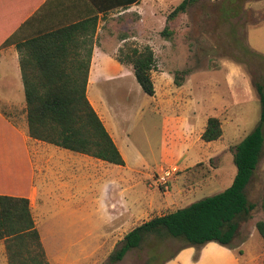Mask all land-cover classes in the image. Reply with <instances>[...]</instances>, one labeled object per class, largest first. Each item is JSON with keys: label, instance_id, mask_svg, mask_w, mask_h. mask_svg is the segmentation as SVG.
<instances>
[{"label": "rangeland", "instance_id": "1", "mask_svg": "<svg viewBox=\"0 0 264 264\" xmlns=\"http://www.w3.org/2000/svg\"><path fill=\"white\" fill-rule=\"evenodd\" d=\"M180 1L148 2L151 10L133 17L123 46L107 48L113 57L125 46L152 49L153 95L141 89L130 64L110 58L97 66L96 76L92 70L87 83L86 95L123 165L36 141L33 181L40 186L31 208L49 264H163L184 247L201 248L149 234L121 260L109 261L137 224L230 186L236 173L232 147L260 118L254 82L264 86V0L241 3L227 18L221 0H201L167 20ZM165 25L168 35L161 33ZM7 100L24 102L22 81L15 82L10 97L0 83V105ZM16 107L21 110L15 117L23 119L24 103ZM209 117L220 120L222 135L206 142L201 133ZM68 155L79 160L77 166H66ZM246 191L256 209L241 224L233 248L219 245L236 258L222 256L221 264H264V243L255 227L264 220V149ZM0 264H7L2 241Z\"/></svg>", "mask_w": 264, "mask_h": 264}, {"label": "trees", "instance_id": "2", "mask_svg": "<svg viewBox=\"0 0 264 264\" xmlns=\"http://www.w3.org/2000/svg\"><path fill=\"white\" fill-rule=\"evenodd\" d=\"M198 1L201 0H181L168 12L167 20L186 12ZM248 1L221 0L219 6L223 17L231 16L239 9L238 5ZM161 33L170 34L167 25ZM53 36L57 37L56 41H62L59 39L62 37L60 32L50 36L40 35L33 41L44 42ZM18 51L24 118L15 117V113L21 110L16 105L1 104V113L31 139L110 164L123 165L124 160L117 146L86 95L90 52L86 61L77 65L67 64L57 57L58 54L44 47L30 50L20 48ZM32 58L36 61L32 62ZM114 58L120 63L130 64L141 89L148 95L154 94L150 72L155 57L149 46L145 45L142 49L125 46L119 49ZM254 86L261 103L260 118L256 126L232 147L236 173L230 186L137 224L119 241L109 256L110 263L121 260L149 234L177 238L185 246L216 242L228 248L234 247L241 224L252 217L257 206L248 198L246 191L264 149V86L260 82H254ZM221 135L220 120L209 117L201 139L208 142ZM262 208L264 210V197ZM255 227L264 243V220H257ZM0 241L4 243L7 264H49L26 197L0 194Z\"/></svg>", "mask_w": 264, "mask_h": 264}, {"label": "crops", "instance_id": "3", "mask_svg": "<svg viewBox=\"0 0 264 264\" xmlns=\"http://www.w3.org/2000/svg\"><path fill=\"white\" fill-rule=\"evenodd\" d=\"M150 1L154 0H0L2 90L10 97L15 90V82L22 81L20 48L30 50L44 47L58 54L57 57L67 64L77 65L84 63L90 52L89 81L92 70L94 76L99 73L97 66L102 64L103 59L118 62L107 48L123 46L129 39L127 33L134 22L133 17L145 16V10H151ZM55 32L61 33L59 39L62 41H56V36L44 42L33 41L37 36H50ZM5 102L10 106L24 103L15 100ZM0 141V173L2 171L5 180L0 184V194L26 197L30 206H35L40 185L33 181L35 168L31 154L35 152L33 150L38 140L29 138L23 129L14 126L0 114ZM76 160L75 156L68 155L66 166H77ZM220 246L216 242H208L199 250L184 247L175 258L163 264H221L219 258L222 256L229 260L236 259L228 250H220Z\"/></svg>", "mask_w": 264, "mask_h": 264}]
</instances>
